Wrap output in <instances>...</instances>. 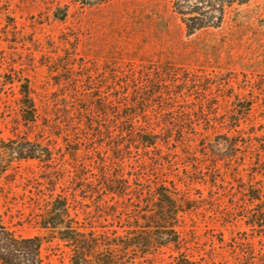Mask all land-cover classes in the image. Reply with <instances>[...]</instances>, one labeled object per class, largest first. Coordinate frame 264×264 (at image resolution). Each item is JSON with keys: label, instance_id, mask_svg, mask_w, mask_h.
Masks as SVG:
<instances>
[{"label": "rangeland", "instance_id": "obj_1", "mask_svg": "<svg viewBox=\"0 0 264 264\" xmlns=\"http://www.w3.org/2000/svg\"><path fill=\"white\" fill-rule=\"evenodd\" d=\"M171 6L170 0H0V138H35L37 130L31 132L21 121L20 87L28 85L43 116L47 97L58 90L55 67L62 65L61 58L99 79L103 69L171 71L177 77L173 87L188 79L183 95L170 97L173 103L161 97L159 104L152 90L144 103L137 91V109L166 120L164 127L173 131L170 142L182 123L187 127L182 141L154 146L151 161L132 148L123 160L122 178L130 190L136 189L133 183L140 185L142 195L126 194L122 201L129 206L131 198L141 208L148 186L154 190L173 183L189 206L183 202L186 210L177 217V246L131 258L130 264H174L180 255L196 264H250L251 252L256 257L264 252V229L250 224L256 212L264 216V0L234 3L225 11L223 28L190 37ZM91 87L103 95V86ZM131 91L128 87L122 94ZM182 111L194 113L186 115V122L182 115L166 114ZM169 118H179L182 126ZM63 146L58 139L56 148L66 153ZM54 157L55 166L72 171L70 156ZM49 171L29 160L2 176V221L16 237L42 239L43 264H68L69 249L37 225L41 206L68 186L65 171ZM257 191L258 200L251 202ZM81 202L72 204L70 215L86 229H117L109 217L103 218L101 207L88 199ZM133 206L119 211L136 212Z\"/></svg>", "mask_w": 264, "mask_h": 264}, {"label": "trees", "instance_id": "obj_2", "mask_svg": "<svg viewBox=\"0 0 264 264\" xmlns=\"http://www.w3.org/2000/svg\"><path fill=\"white\" fill-rule=\"evenodd\" d=\"M246 1L170 0V4L173 13L180 17L186 36L190 37L200 30L223 28L226 9L234 3L242 5ZM234 26L230 27L233 29ZM231 33L228 32L229 35ZM59 60L62 65L65 62L68 64L55 67L58 90L54 96L47 97L43 116L35 106L28 85L20 87L18 108L21 121L31 132L37 130V133L33 139L27 135L0 138V179L8 170L17 168L21 161L29 160H36L46 169L52 170L49 174L56 170L67 173V189H64L63 194L50 195L41 206V213L37 215V225L49 231L52 238L64 243L69 249L71 256L68 264H130L131 258L135 261L152 251L168 248L170 245L177 246L180 237L177 232V217L186 210L182 203L186 202L187 207L189 202L173 187V183H170L171 186L161 183L154 190L147 187V194L142 199L144 206L141 208L136 204L133 206V201L129 198V206L135 207L136 212L131 209L129 213L123 214L128 211L121 212L119 209L129 206L122 201V196L130 193L141 196L142 189H138L140 185L133 183L136 189L130 190L128 180L122 178V163L130 157L132 148L140 152L143 160L146 158L151 161L154 146L160 143L168 147L171 142L174 145L182 141L183 129L187 127L182 123L183 127L177 131L176 139L170 142L168 136L173 131L164 127L166 120L160 115V118H155L152 113L148 116L146 111L140 112L137 109V91H141L139 96L144 103L145 98H152L146 93L147 90H152L153 94L158 93L159 104L161 97H167L166 100L173 103L170 97L183 95L182 90H186L189 80L185 79L179 86L173 87L177 81L176 75L171 71L157 69L151 73L138 70L124 73L123 69L120 72L103 69V78L99 79V76L93 77L81 65L74 70L67 57ZM91 86H103V95H99ZM128 87L132 88V94L123 95L122 92H127ZM140 106L146 108L145 104ZM191 113L194 112L166 114L182 115L186 122V115ZM178 120L180 122L179 118L168 119L170 122L175 121L180 127L182 125ZM156 127L161 128L160 132L155 131ZM48 134L55 137V141ZM58 139L64 145L66 153L62 152L61 147L56 148ZM55 154L63 158L65 155L70 156L73 160V165H70L72 171L55 166ZM77 158H80L79 165L76 164ZM68 189L71 191L70 197L66 195ZM258 194L257 191L255 197L250 199L251 202L258 200ZM81 199H88L101 207L103 218L109 217L111 226L116 224L117 229L103 230L100 233L86 229L76 216L70 215L71 210H75L72 204H81ZM252 218L255 221L250 223L251 226L264 229L263 215L256 212ZM41 245L40 237H16L5 227L0 203V264H43ZM251 255V260L248 259L250 264H264V252H259L258 257L254 252ZM174 264L196 263L185 255H180L175 258Z\"/></svg>", "mask_w": 264, "mask_h": 264}]
</instances>
